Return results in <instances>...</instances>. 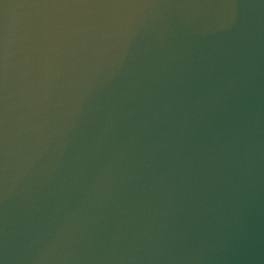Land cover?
I'll list each match as a JSON object with an SVG mask.
<instances>
[{
    "label": "clouds",
    "instance_id": "9594fccd",
    "mask_svg": "<svg viewBox=\"0 0 264 264\" xmlns=\"http://www.w3.org/2000/svg\"><path fill=\"white\" fill-rule=\"evenodd\" d=\"M0 264H264V0H0Z\"/></svg>",
    "mask_w": 264,
    "mask_h": 264
}]
</instances>
